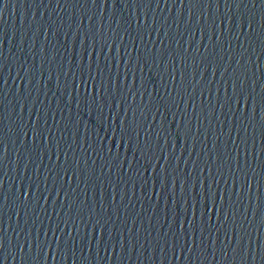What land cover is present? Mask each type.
Here are the masks:
<instances>
[{"label":"water","instance_id":"water-1","mask_svg":"<svg viewBox=\"0 0 264 264\" xmlns=\"http://www.w3.org/2000/svg\"><path fill=\"white\" fill-rule=\"evenodd\" d=\"M0 264H264V0H8Z\"/></svg>","mask_w":264,"mask_h":264}]
</instances>
